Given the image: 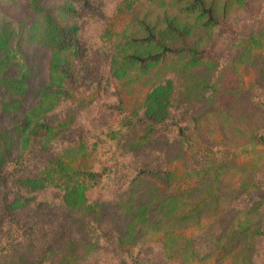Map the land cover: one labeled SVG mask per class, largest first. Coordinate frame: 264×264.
<instances>
[{"label": "trees", "instance_id": "trees-1", "mask_svg": "<svg viewBox=\"0 0 264 264\" xmlns=\"http://www.w3.org/2000/svg\"><path fill=\"white\" fill-rule=\"evenodd\" d=\"M42 1L27 0L31 17L28 24L15 22L5 13L0 16V109L20 113L11 129L14 133L0 128V214L18 230L1 249L5 253L14 251L23 241L24 233H19L16 214L31 205L58 203L86 215L99 212L108 203L119 205V211L128 220L120 231L103 225L97 218L92 225L87 223L101 243L94 247L103 244L101 238L106 243L111 239L108 242L111 249L104 260L94 257L93 264H155L146 256L147 247L153 244H158L168 254L167 258L177 264H194L211 252L206 239L203 237L204 243L200 245L198 231L189 237L188 229L208 226L199 231L207 232L220 222L226 225L223 221L228 218L226 234L230 248L244 244L241 264H264L263 181L256 183L255 190L240 199L242 203L238 206L215 205L214 216L206 224L202 223L201 214L205 200H194L191 195L195 182L207 176V166L183 170L149 167L138 160L130 163L123 149L126 143L131 149L145 146L164 135L162 132L171 133L166 134L168 138L185 149H192L194 137L187 129V121L181 122L184 119L179 116L181 112L176 111L179 83L175 75L188 76L194 81L196 97H210L211 92L214 98L215 81L208 74L197 77L194 69L202 66L212 69L217 65L209 56L210 47L202 49L197 40L188 41V38L192 39L197 31L221 34L231 9L247 7V0H117L113 6L117 13L135 12L146 1L153 7L151 14L154 9L159 14L153 18L148 12L135 16L129 29L121 32L117 40H110L109 35L103 38L104 43L114 45L106 67L108 95L102 88L97 92L100 97L97 94L88 103L81 100L82 110L78 107L76 110L82 114L94 113L96 117L113 115L109 123L95 127L80 122L59 125L58 114L61 108L72 106L67 90L72 88L70 78L77 63L86 57L87 46L79 35L78 19L95 17L98 6L93 0H57L53 5ZM100 15L105 19V14ZM250 39L262 41L259 35ZM27 40L50 47L53 54L51 79L40 90L38 101L30 106L26 104L25 94L32 71L22 49ZM176 40L183 41L182 45L176 46ZM172 61L176 63L169 64ZM167 65H174L175 75H165L145 93L141 108L129 110L119 91L121 79L134 68L149 72ZM63 138L70 145L60 143ZM251 138L264 147V128L253 132ZM15 139H19V146L15 154L7 156L8 147ZM37 139L49 150L43 153L46 156L40 164L33 158H25L36 152ZM218 173L213 172L215 178ZM143 192L149 200L140 201L138 196ZM240 211L246 214L241 215ZM166 222L169 226H164ZM1 249L0 253L4 254ZM66 259L70 264H89L78 262L71 254H66Z\"/></svg>", "mask_w": 264, "mask_h": 264}, {"label": "rangeland", "instance_id": "rangeland-1", "mask_svg": "<svg viewBox=\"0 0 264 264\" xmlns=\"http://www.w3.org/2000/svg\"><path fill=\"white\" fill-rule=\"evenodd\" d=\"M56 2L57 0H43L42 4L53 5ZM93 2L98 6L95 17L92 15L78 19L81 26L79 35L87 46L86 57L77 63L75 74L70 78L69 86L72 88L67 90L72 106L59 110V125L80 122L88 127H95L104 126L111 121L113 115L96 117L94 113L82 114L76 111L77 107L82 110L81 100L88 103L91 97H96L100 89L105 88V94L108 95L109 74L106 67L109 64L108 59L112 57L114 45L112 42L106 44L102 40L106 35L110 36V40H117L121 32L129 29L135 16L148 12L153 18L154 14H159L158 9H154L151 14L153 7L146 1L135 12L132 11V14L115 12L113 6L117 0ZM247 2V7L235 6L231 9L225 18L226 23L221 34L215 36L197 31L193 33L192 39L188 38V41L197 40L198 47L202 49L211 48L209 56L215 60L217 66L212 69L202 66L194 71L197 77L208 74L215 81L217 95L214 98L211 92L208 93L210 97H196L194 81L188 76L179 78L175 75L174 65L157 67L149 72L131 69L126 77L121 79L119 86L120 94L128 104L129 110L137 109L141 108L145 93L165 75L172 74L177 77L176 82L179 84L176 111L181 112L179 116L184 117L181 122L187 121V129L194 137L192 149H185L167 137L166 134L171 133L165 132L145 146L131 149L126 143L127 147L123 149L130 163L138 160L149 167H177L183 170L207 166V176L195 182L196 186L191 195L194 200H205V208L201 214L202 223L206 224H209L214 216L215 205L238 206L242 203L240 199L255 190L256 183L264 182V147L251 140L253 132L264 128V0ZM28 6L27 0H0V16L5 13L7 17L12 16L15 22L23 21L28 24L31 22ZM101 13L106 15L105 19L100 17ZM255 35L261 37V43L250 39L257 37ZM182 43L183 41H175L176 46ZM22 49L32 71L31 82L25 94L26 104L30 106L38 101L40 90L51 79L50 65L53 54L50 47L38 41L27 40ZM194 116L200 118L193 119ZM19 118L20 113L0 109V128L4 132L7 129L12 132L11 129H14L13 125ZM66 140L63 138L60 143L70 145ZM18 146L19 139H15L8 147L7 156L15 154ZM48 151V147L37 139L36 152L26 155L25 158H33L40 164L46 156L43 153ZM214 171L219 172L217 178L213 175ZM138 197L140 201L149 200L145 192ZM238 210L239 208L234 211ZM240 210L247 212L246 209ZM239 214L246 213L240 211ZM16 215L19 233H24V239L14 251L5 253L1 248L18 230L0 214V249L4 250L1 251L4 254L0 253V264H70L66 254H71L80 263L93 264L94 257L100 256V261L104 260L106 253L111 249V244L108 243L111 239L106 243L105 239L101 238L103 244L94 247L100 242L93 236L95 232L88 228L87 223L92 225L96 220L94 218H97L101 219L103 225L120 231L128 220L127 215L119 211V205L108 203H105L99 212L86 215L79 209L63 208L58 203L31 205ZM228 221L229 218L224 219L226 225L220 222L207 232L199 231L208 229V226L205 229H188L189 237L198 231L200 245L204 243V237L211 252L208 257L194 261V264H241L244 244L230 248L231 243L226 234ZM164 226H169L168 222ZM146 256L155 264H177L173 259L167 258L168 254L158 244L147 247Z\"/></svg>", "mask_w": 264, "mask_h": 264}]
</instances>
